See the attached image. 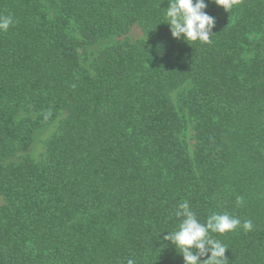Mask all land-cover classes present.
Wrapping results in <instances>:
<instances>
[{"label":"trees","instance_id":"trees-1","mask_svg":"<svg viewBox=\"0 0 264 264\" xmlns=\"http://www.w3.org/2000/svg\"><path fill=\"white\" fill-rule=\"evenodd\" d=\"M168 2L0 0V264H184L162 244L185 201L240 219L213 234L224 264H264V0L208 3L191 46ZM62 115L43 159L20 158Z\"/></svg>","mask_w":264,"mask_h":264},{"label":"clouds","instance_id":"clouds-1","mask_svg":"<svg viewBox=\"0 0 264 264\" xmlns=\"http://www.w3.org/2000/svg\"><path fill=\"white\" fill-rule=\"evenodd\" d=\"M169 7L165 10V20L173 39L183 40L186 44L199 42L208 44L215 27V18L210 16L206 9L208 3H214L230 11L239 3V0H169ZM11 16H0V32H6L12 25ZM47 119V117H45ZM237 204L243 200L237 197ZM180 219L176 230L167 232L163 236L162 246H173L176 252L183 257L184 264H224L227 246L213 237V234H225L234 231L241 225L239 218L227 213L213 212L205 223H201L187 201L180 203L175 211ZM245 232L251 231L253 223L246 220L243 223ZM206 257V258H205ZM127 264H135L128 259Z\"/></svg>","mask_w":264,"mask_h":264},{"label":"rangeland","instance_id":"rangeland-1","mask_svg":"<svg viewBox=\"0 0 264 264\" xmlns=\"http://www.w3.org/2000/svg\"><path fill=\"white\" fill-rule=\"evenodd\" d=\"M144 40V34L142 31V28L140 25L134 26L127 37H113L111 39H108L106 41H102L99 44L91 47L88 50V60L90 61L95 54L100 52L101 50L112 46L117 43H123L126 41L137 43L139 41ZM84 61H87L84 59ZM86 63V62H85ZM65 118L64 115L60 116L52 125H50L47 128H44L42 130H39L36 132L28 144L26 150L21 154V157L30 156L37 162L41 161L43 159V156L46 152V143L48 140H50L58 131L61 121ZM189 143L191 145L192 150L195 149V137L193 130L189 131V137H188ZM4 204V201L2 198H0V207Z\"/></svg>","mask_w":264,"mask_h":264}]
</instances>
